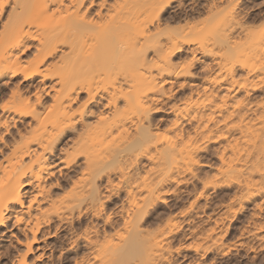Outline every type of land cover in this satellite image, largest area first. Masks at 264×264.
<instances>
[{
	"label": "bare ground",
	"instance_id": "6f19581e",
	"mask_svg": "<svg viewBox=\"0 0 264 264\" xmlns=\"http://www.w3.org/2000/svg\"><path fill=\"white\" fill-rule=\"evenodd\" d=\"M0 2V235L22 248L11 264L48 263L58 247L75 250L72 264H165L174 241L197 234L190 216L214 207L208 190L235 188L225 218L264 195V24L238 12L242 0ZM169 11L184 26L202 16V28L224 13L230 26L196 44L193 27L167 31ZM160 112L172 115L163 126ZM208 153L217 165L202 181ZM207 229L195 237L222 244ZM59 231L61 246L48 242Z\"/></svg>",
	"mask_w": 264,
	"mask_h": 264
},
{
	"label": "rangeland",
	"instance_id": "374dc122",
	"mask_svg": "<svg viewBox=\"0 0 264 264\" xmlns=\"http://www.w3.org/2000/svg\"><path fill=\"white\" fill-rule=\"evenodd\" d=\"M260 1H262V0H242V2H241V4H240V6H239V8L237 9L238 10V12L240 13H252V17L254 18L253 20V26H255V27H259L260 25H262V24H264V11L262 10V12L260 11H257V7L255 8H252L253 6H254V4L255 5H257V2L259 3ZM188 2V1H187ZM187 2H186V4H187ZM250 2V3H249ZM252 2H253V4H252ZM189 3V2H188ZM250 4V5H249ZM251 4H252V7H251V9L250 10H248L250 7L249 6H251ZM242 5V6H241ZM248 8V9H247ZM254 9V10H253ZM246 12H245V11ZM248 11V12H247ZM170 15V16H169ZM169 16V17H168ZM165 17H166V19H168V20H171V21H169V28H168V32L170 33V34H172V35H176V34H179L182 30H184L185 32H188L189 30H188V28H195L198 32L197 33H194V34H192V35H189L188 36V40H191V41H193L194 43H196V44H202V45H206V44H210L211 43V41H210V39H212L211 38V33H212V30H218V31H221L222 29H226V27H229L230 25V20H231V18L230 17H227L224 13H222V14H220V15H218V16H216L211 22H208V24H207V26L204 28H202V26H200V25H196L200 20H201V17L202 16H200V17H198V16H196V15H193L192 17V21L188 24V26H184L185 24L183 23V22H181V21H178L177 22V18H175V21H174V19L172 18V17H174L171 13H170V11L167 13V15L165 14ZM179 17V16H178ZM169 18H171V19H169ZM173 19V20H172ZM202 19H203V17H202ZM171 22V23H170ZM229 25V26H228ZM183 33V34H186V33ZM247 43L245 42V41H240L239 42V46H238V48L236 49V51H235V53L236 52H242L243 50H246V48H247ZM234 53V54H235ZM241 54V53H240ZM179 57H181V58H179L181 61L183 60V58H185L186 57V54L185 53H182V54H180V56ZM176 61H178V60H176ZM243 73H238V75H236V77H242L243 75H242ZM214 77V76H213ZM114 77L112 76V78H110L109 79V82L113 79ZM241 79V78H240ZM19 80V79H18ZM46 83L47 84H49L50 82L49 81H46ZM180 91L183 93V92H187V90L185 91V90H178L177 89V87L176 86H174V90H173V93H175V98H178V97H181L180 95H181V93H180ZM259 93L258 92H256L255 94H254V96H257ZM81 97L83 98L84 97V95L82 94L81 95ZM177 100V99H176ZM46 103L49 101V98H46ZM174 101H175V99H174ZM172 102H173V100H172ZM172 102H170L171 103V105L174 103H172ZM176 102V101H175ZM170 104H169V102L167 103V105H166V107H165V109L166 110H168V108L171 106ZM163 114H165V112H160V114H158V115H161V117H163L164 118V120H163V122H162V126L165 124V123H167V121H169V120H171L172 119V115H167V116H165V115H163ZM165 121V122H164ZM16 127H18V128H20V126H19V123H17L16 124ZM185 128L186 129H189V126H185ZM10 131L12 132V133H14V131H15V129L13 128V127H10ZM14 135H15V133H14ZM12 140V138L10 137V136H6L5 137V142H8V143H11L10 141ZM2 144V143H1ZM1 144H0V148L2 147V150H3V152H5L4 154H8L9 155V151L7 150V149H5L3 146H1ZM211 147L212 148H214L215 146H213V145H211ZM210 153H208V154H202L201 155V161L203 162L204 161V163H206L207 162V164H208V162H209V167H206V168H201V169H198L197 171H196V173H198L197 175L199 176V179H202V181H204V180H208V178L209 179H211L210 178V176H213L212 174L214 173V167H216V165H217V160H215L214 158H212V156L211 155H209ZM50 161H53V159L52 160H50ZM55 175V177H57V175H56V169L53 171V176ZM187 177L188 176H186V179H187ZM201 177V178H200ZM52 179V178H51ZM112 179H113V184H115L116 182H115V180H114V178L112 177ZM199 179H198V181H199ZM188 180H189V178H188ZM52 181V183H53V179L51 180ZM197 181V182H198ZM201 181V180H200ZM199 181V182H200ZM201 181V182H202ZM189 182V181H188ZM192 182V183H191ZM196 183V181H194L193 179L192 180H190V183H188L189 185H187L188 187H190L191 189H189V190H192V188L195 186L197 189H196V192H199V188H200V190H201V187H202V185H201V182L200 183ZM49 183H51V182H49ZM192 184H193V186H192ZM200 184V185H199ZM225 189H217V191L213 194L212 192V190H208V192L209 193H211L212 194V197L210 196L209 198V200L211 201H207V207H209V205L210 206H212L213 207V205H212V203L214 204V207L213 208H204V213H199V212H195L194 214H192V216H190L189 218L192 220V223H191V225H192V227H194V231L196 230V233L198 234V232H202V230H201V228L202 229H204L205 230V228H208L209 229V227H213V232H215V234L217 233V235L219 234V237H220V239L222 240L221 242H222V244L221 243H217L218 245L219 244H221V248H219V249H217V250H215V252L217 253V254H215L214 253V250L213 249H215L216 247L218 248V245L215 243V242H212L211 240H213L214 241V239L212 238V236H215V234H213V233H211V235H210V238H212V239H210V240H208V238H205V237H199V236H197L198 237V239L200 238V242H201V240H202V242L203 243H200L199 242V240L197 239V237H195L196 235H194L193 237L192 236H188L186 239H185V237H181V238H178V240H179V242H178V240H177V242L176 241H174V242H176L178 245H176V243L174 244V242H173V244H172V252L170 253L171 255L169 256H167L168 257V260H169V258H170V260L169 261H166L165 262V264H201V262H202V264H264V230H262L264 227H263V225H262V227L260 228V224H259V222L260 221H262V220H259V219H261V218H263L264 219V211H263V207H264V199H263V201H260V202H258L259 201V199L261 198V196L263 197L264 195L261 193V195L255 200H253V201H251V203H243V206L241 205L242 203L239 201V203H238V200H237V202H235V204H234V207L235 206H237V203H238V206L240 205V206H242L241 207V209L242 210H240V209H238V211H236V212H238L236 215L234 214V213H236V212H234L233 214H232V212L230 213H228V217H230V215H232L231 217H232V219H231V217L230 218H228V217H226V218H228L227 220H223L224 218H225V216H227V212H226V210H223L224 209V207H225V205L226 206H228L229 204V201H228V199L227 198H229V197H231L233 194V189H235V188H233L232 189V186H231V189H230V187L228 188V187H224ZM226 188H228V189H226ZM26 190H27V188H26ZM229 190H231V191H229ZM212 191V192H211ZM223 194H222V193ZM231 192V193H230ZM58 193H60V192H58ZM195 193V192H194ZM194 193H192V195L189 197V198H192L193 199V195H194ZM196 194V193H195ZM229 194H230V196H229ZM214 195V196H213ZM216 195H217V197H216ZM224 196V197H223ZM216 197V198H215ZM188 198V199H189ZM225 198V199H224ZM187 198H185L183 201H181L179 204L177 203V205H176V207H178L179 209L180 208H182L183 207V205H184V207H186V206H188V203H189V201H191L190 199H189V201H188V199L186 200ZM221 199H222V201H221ZM231 199V198H230ZM262 200V199H261ZM218 201V202H217ZM228 201V202H227ZM223 202H224V204H223ZM253 202H255V204L253 203ZM260 203L259 205H261L260 207H262L261 209H260V207H258L259 205H257V203ZM198 203H199V206L200 205H205V201L204 200H200V201H198ZM218 203V205H216V204ZM233 203H234V201H233ZM262 203H263V205H262ZM209 204V205H208ZM230 204H232V203H230ZM253 204H254V207H255V205H257V208H259L260 209V211L255 207H252V208H254V210L255 209H257L256 210V212L255 211H253V212H251V210H253V209H251L250 210V208H251V206H253ZM237 206V207H238ZM231 207H233V205H231ZM237 207L235 208V210L237 209ZM246 207V208H245ZM223 208V209H222ZM227 208V207H226ZM238 208H240V207H238ZM212 209H214V210H212ZM216 210V211H215ZM231 210H232V208H231ZM240 210V211H239ZM160 211V210H159ZM234 211V210H233ZM258 211L260 212V215H262V216H259V214H258ZM226 212V213H225ZM240 212V213H239ZM261 212H263L262 214H261ZM217 213V214H216ZM258 214V215H254V217H256L258 220H259V222H257V219L255 218V220H254V218H251V217H253V216H251L250 214ZM230 214V215H229ZM217 215V217H218V219L219 220H216V224L214 223L215 221V219H217L215 216ZM214 216V217H213ZM237 216V217H236ZM257 216H259V217H257ZM209 217V218H208ZM211 217H212V219H211ZM225 218V219H226ZM209 219V220H208ZM214 219V220H213ZM253 219V220H252ZM191 220H189V221H191ZM212 220L214 221V222H212ZM231 220V221H230ZM252 221H253V224H252ZM229 222V223H228ZM257 222V223H256ZM248 223V224H247ZM256 223V224H255ZM261 223V222H260ZM262 223H264V221H262ZM261 223V224H262ZM213 224H215V225H213ZM252 224V225H251ZM259 224V225H258ZM195 225V226H194ZM254 226H257V228H260V231H256V234H257V232L259 233V234H257V236H255V233H253L252 231H254V229H255V227ZM259 226V227H258ZM10 227H12V228H10V229H12V231H14V232H16V230H15V227L14 226H10ZM191 226H190V224H189V229L191 230V228H190ZM195 227H196V229H195ZM205 227V228H204ZM216 227V228H215ZM215 228V229H214ZM244 228H246V229H244ZM256 228V229H257ZM201 231H200V230ZM207 229V230H208ZM199 230V231H198ZM204 230H203V232H202V234L204 233ZM206 230V231H207ZM243 230V231H242ZM246 232H245V231ZM252 230V231H251ZM258 230V229H257ZM262 230V231H261ZM185 233H186V231H185V229L183 230ZM206 231H205V234H207L206 233ZM249 231H251L252 232V234H253V236L251 237L250 235H252L251 234V232H249ZM254 231V232H255ZM60 233H58V236L56 237V238H52L51 240H48V242H50V243H56V245L57 246H61V243L60 242H62V240H63V238L61 239V237H64L65 236V231H59ZM208 233H209V231H207ZM221 232V233H220ZM243 232V233H242ZM261 233V234H260ZM201 234V235H202ZM63 235V236H62ZM199 235H200V233H199ZM200 235V236H201ZM260 235V236H259ZM263 235V236H262ZM203 236H205V235H203ZM260 237V239H259V237ZM190 237V238H189ZM192 237V238H191ZM241 237V238H240ZM255 237H258V239L257 238H255ZM262 237V238H261ZM1 238H3V239H1ZM203 238H205V240L209 243V241L213 244V243H215V248H214V246L212 247V245L210 246L209 244H207V245H209L211 248H213L212 249V252H209V250H208V253H206V252H204L203 253V251H206V250H203L202 251V249H203V244L204 243H206V241L204 240L203 241ZM12 239V240H11ZM182 239V240H181ZM185 239V240H184ZM194 241H193V240ZM220 239L217 237L216 238V240H218L219 242H220ZM257 239V240H256ZM8 241H10V243L8 242ZM181 241V242H180ZM200 243H198V242ZM257 241H259V242H257ZM263 243H262V242ZM59 242V243H58ZM191 242H194V243H197L198 245H200L199 247H197V248H199L200 249V247H202L201 249H200V251H197V250H199V249H196L195 247H193V243H191ZM232 243H233V245H232ZM241 243V244H240ZM59 244V245H58ZM64 244V249H65V243H62V245ZM196 244V246H198ZM225 244V245H224ZM235 244V245H234ZM177 247H176V246ZM181 245V246H180ZM202 245V246H201ZM205 246V248L207 249L208 248V246L206 245V244H204ZM228 246V247H225V246ZM192 246V247H191ZM233 246V247H232ZM209 247V248H210ZM226 248V250H225V248ZM59 248V247H58ZM58 248H56L55 250H54V252H53V255H54V259L53 260H50L48 263L46 262L45 263V261H44V263L43 264H72L71 263V258L73 259V256H74V251L75 250H73V251H70V250H67V248L65 249V250H61V252L62 253H60V248L58 249ZM180 248V249H179ZM189 248H191L192 250H190ZM210 248V249H211ZM228 248H230L229 249V252H228ZM234 248V249H233ZM185 249V250H184ZM194 249H196L195 251H194ZM222 249V250H221ZM20 250H22V248L21 247H19L17 244H15V241H14V238H5L4 236L2 237L1 235H0V264H11L15 259H13V258H16V254H17V252H21ZM173 250H176V251H173ZM182 250V251H181ZM189 250V251H188ZM221 250V252H219ZM224 250H225V252H224ZM78 251H82L83 252V249L82 248H80V247H78ZM192 251V252H191ZM201 251H202V253H203V256H200V255H202V253H201ZM211 251V250H210ZM65 252V253H64ZM193 252H195V253H193ZM232 252V253H231ZM60 253V255H62V257L60 256V255H58ZM200 253V254H199ZM228 253V254H227ZM56 255V256H55ZM225 255V256H224ZM57 257V258H56ZM60 257V258H59ZM221 258V259H220ZM67 259V260H66ZM13 260V261H12ZM12 261V262H11ZM28 261V264H41V263H39V262H36V263H33V262H29V259L27 260ZM51 262V263H50Z\"/></svg>",
	"mask_w": 264,
	"mask_h": 264
},
{
	"label": "snow or ice",
	"instance_id": "6c2138e0",
	"mask_svg": "<svg viewBox=\"0 0 264 264\" xmlns=\"http://www.w3.org/2000/svg\"><path fill=\"white\" fill-rule=\"evenodd\" d=\"M4 5L2 2H0V9H3Z\"/></svg>",
	"mask_w": 264,
	"mask_h": 264
}]
</instances>
